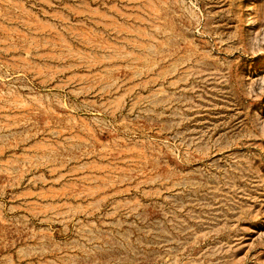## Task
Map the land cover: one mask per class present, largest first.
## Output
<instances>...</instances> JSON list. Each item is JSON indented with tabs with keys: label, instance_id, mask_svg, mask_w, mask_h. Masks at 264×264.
Returning <instances> with one entry per match:
<instances>
[{
	"label": "rangeland",
	"instance_id": "1",
	"mask_svg": "<svg viewBox=\"0 0 264 264\" xmlns=\"http://www.w3.org/2000/svg\"><path fill=\"white\" fill-rule=\"evenodd\" d=\"M0 264H264V0H0Z\"/></svg>",
	"mask_w": 264,
	"mask_h": 264
}]
</instances>
